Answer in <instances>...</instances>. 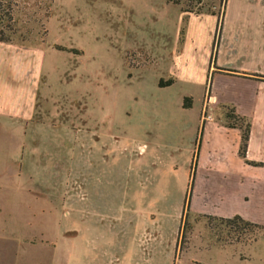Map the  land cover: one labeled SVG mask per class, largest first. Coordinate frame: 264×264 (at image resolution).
<instances>
[{
  "label": "rangeland",
  "instance_id": "obj_1",
  "mask_svg": "<svg viewBox=\"0 0 264 264\" xmlns=\"http://www.w3.org/2000/svg\"><path fill=\"white\" fill-rule=\"evenodd\" d=\"M225 1L183 0L181 8L187 14L217 13L220 19ZM2 3L0 30L8 24L5 13L12 4L16 31L6 34L11 43L40 50L44 79L29 130L31 139L40 142L29 144L22 168L17 127L0 129V264H69L68 184L84 170L86 151L108 155L94 160L96 168L107 172L105 182L132 184L135 134L148 129L155 134L152 151L161 155L164 166H178L168 181L183 184L206 87L182 78L171 87H158L170 72L168 52L179 34L177 12L162 23L150 10L129 11L126 7L135 0ZM184 97H192V110L183 109ZM54 184L58 190L49 191ZM188 221L192 244L188 239L175 264H264V223L260 229L238 222L212 221L209 226L203 218ZM44 237L58 239L59 248L42 243Z\"/></svg>",
  "mask_w": 264,
  "mask_h": 264
},
{
  "label": "crops",
  "instance_id": "obj_2",
  "mask_svg": "<svg viewBox=\"0 0 264 264\" xmlns=\"http://www.w3.org/2000/svg\"><path fill=\"white\" fill-rule=\"evenodd\" d=\"M135 1L126 7L129 11L150 10L162 23L178 13L177 44L168 52L170 72L161 79L173 78L175 85L182 78L206 87L200 120L191 133L193 163L204 121L189 220L240 216L264 223V0L225 1L214 63L217 13L187 14L168 0ZM42 68L36 47L0 42V129L17 127L21 168L24 159L29 160V144L40 142L31 139L29 130L44 79ZM226 107L251 125L246 157L240 155L242 130L227 127ZM154 136L148 129L135 134L139 139L132 184L105 182L107 172L96 168L94 160L108 155L86 151L84 170L68 184L69 264H175L191 169L183 184L168 181L178 174V166H164L161 155L152 151ZM48 189L56 191L58 185ZM126 192L129 202L124 201ZM45 237L42 243L59 248L58 239ZM189 241L192 244V236Z\"/></svg>",
  "mask_w": 264,
  "mask_h": 264
},
{
  "label": "trees",
  "instance_id": "obj_3",
  "mask_svg": "<svg viewBox=\"0 0 264 264\" xmlns=\"http://www.w3.org/2000/svg\"><path fill=\"white\" fill-rule=\"evenodd\" d=\"M3 0H0V13L3 11ZM183 0H168V2L173 3L175 5H181ZM6 19H7V25L5 28L0 30V42H4V43H11L12 42V37L11 35L6 34V31H9L11 34H15V20L13 17V7L12 4H9L7 6L6 9V13H5ZM2 18L0 17V20ZM222 26H223V17L219 19V25H218V30H217V34H216V38H215V52L213 54L212 57V62H215V56H216V51L217 48L219 47V42H220V36H221V31H222ZM175 83V80L173 78H170L168 80H163L161 79L158 83L159 88H166V87H170ZM211 84H212V75H210L208 77V89L210 90L211 88ZM193 107V99L192 97H185L184 101H183V108L184 109H191ZM225 110H227V112L225 113V119L227 122V127L229 128H240L242 130V143H241V148H240V155L241 157H246V153H247V148H248V142H249V138H250V132H251V125L249 122H247V120H245V118H242L240 116H238L236 114V111L234 108H230V107H226ZM203 117H207V113L206 111H204ZM204 130V121L202 123L201 126V131H200V135L198 137V140L196 142V152H195V156H194V160L192 163V167H191V184L189 186L188 189V194H187V199H186V203H185V207H184V213H183V225L180 231V236H179V248H178V252H177V256L179 251H184L186 249L185 245L188 244V232L191 231V226L189 224V211H190V203H191V197H192V185H193V181H194V175H195V170H196V160H197V155H198V151L201 145V141H202V133ZM260 165H264V164H260ZM207 220L209 222V226H211V222L212 221H221V222H226V223H241L245 226L248 227H254V228H262V226L260 224L257 223H253L250 221H246L243 218H241L240 216L234 217L232 219H225V218H217V217H213V216H207ZM183 226L186 227L187 231L183 233ZM211 228V227H210ZM194 264H201L200 262H195Z\"/></svg>",
  "mask_w": 264,
  "mask_h": 264
}]
</instances>
